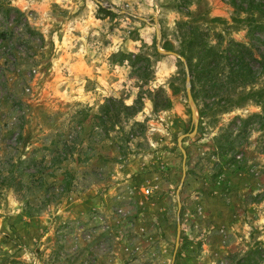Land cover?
Returning a JSON list of instances; mask_svg holds the SVG:
<instances>
[{"label": "rangeland", "instance_id": "rangeland-1", "mask_svg": "<svg viewBox=\"0 0 264 264\" xmlns=\"http://www.w3.org/2000/svg\"><path fill=\"white\" fill-rule=\"evenodd\" d=\"M236 2L0 0V176L27 185L0 194V264H246L264 249V127L241 126L263 112L242 96L264 76L205 84L196 103L179 57L182 22L264 52L247 20L264 18ZM138 95L104 133V99Z\"/></svg>", "mask_w": 264, "mask_h": 264}, {"label": "trees", "instance_id": "trees-1", "mask_svg": "<svg viewBox=\"0 0 264 264\" xmlns=\"http://www.w3.org/2000/svg\"><path fill=\"white\" fill-rule=\"evenodd\" d=\"M242 1V0H239ZM249 4V11L255 8L264 18V12L260 8V4H256L253 0H247ZM234 6L239 5L236 0H230ZM255 4V6H253ZM98 11L105 15L112 14L108 12L106 8L99 5ZM253 23V29L259 31L262 34V42L264 44V23H259L255 18L250 17L247 19ZM180 28H183L182 35L184 38L180 43L179 57L183 60V72L189 79V95L196 101L202 98L201 92L207 93L210 90L203 88L205 84L210 85V88L216 89L222 83H233L235 87H239L242 90L245 87H253L258 83L261 77L264 76V52L260 51L257 56H254L252 48L242 42L229 40L226 44L222 45L221 33H217L215 38L217 39L216 45H212L207 38V32L202 31L197 27L190 26L187 22L179 24ZM164 49L172 50V44L168 41L164 42ZM162 90L158 89L155 95L149 97L153 102L155 109H165L170 104V98L165 94L161 95V102L158 97ZM208 94V93H207ZM213 95H207L206 97H213ZM254 97V101L257 104H261V100L264 96V90H257L253 92L245 93L242 98ZM204 100V99H203ZM214 100H212L211 103ZM218 102V101H217ZM143 98L138 95L132 104L124 103L123 99L107 97L104 102L99 106V112L96 114L99 125L102 127L104 133H108L117 123L122 120L129 119L136 115L142 109ZM226 109V105H221ZM205 111L200 110V116H203ZM259 117L262 119L261 126L264 127V109L261 114H252L241 121L242 127L248 124L249 120ZM66 144V143H65ZM68 145V144H67ZM14 172L11 170L7 175L0 176V194L3 189L9 188L13 191L20 192L27 187L22 181H15ZM22 202L25 203L28 208H31L29 199L25 196L22 198ZM255 253H259L261 264H264V249L257 250L251 248L245 258L246 264L251 263ZM255 263V262H254Z\"/></svg>", "mask_w": 264, "mask_h": 264}, {"label": "crops", "instance_id": "crops-1", "mask_svg": "<svg viewBox=\"0 0 264 264\" xmlns=\"http://www.w3.org/2000/svg\"><path fill=\"white\" fill-rule=\"evenodd\" d=\"M80 67H81V68H82V67L90 68V65L88 64V61H85V62L82 61V64H80Z\"/></svg>", "mask_w": 264, "mask_h": 264}, {"label": "water", "instance_id": "water-1", "mask_svg": "<svg viewBox=\"0 0 264 264\" xmlns=\"http://www.w3.org/2000/svg\"><path fill=\"white\" fill-rule=\"evenodd\" d=\"M188 89H189V87H188ZM188 94H189V92H188ZM189 97H190V95H189Z\"/></svg>", "mask_w": 264, "mask_h": 264}]
</instances>
